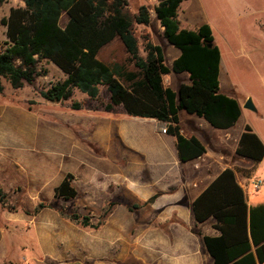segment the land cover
<instances>
[{"label":"rangeland","instance_id":"rangeland-1","mask_svg":"<svg viewBox=\"0 0 264 264\" xmlns=\"http://www.w3.org/2000/svg\"><path fill=\"white\" fill-rule=\"evenodd\" d=\"M157 2L129 0L127 9L132 14L138 5L149 8L148 25L133 23L138 53L145 57L144 36L153 37L170 66L179 49L159 33L154 14ZM18 5L23 2L5 0L0 13ZM177 19L180 27L187 29L205 22L210 25L221 55L220 87L241 105L230 132L237 135L248 125L264 142V0H183ZM65 20L63 14L60 24ZM5 42L0 24V48ZM98 56L106 63L136 71L117 38L102 47ZM64 78L53 63L42 60L33 83L19 89L6 85L1 92L0 127L6 124L8 128L6 132L0 128L5 134L0 139V188L12 208L0 206V264H210L202 235L210 232L211 226L208 221H195L191 195L181 191L190 185L169 171L149 175L139 156L116 141L114 126L112 141L103 143L100 128L115 118V110H121L119 106L114 112L103 108L109 102L104 86L99 87L97 99L76 88L69 99L58 103L40 96V89ZM182 81H188L186 72L163 75L164 85L175 88ZM247 99L254 109L243 106ZM73 102L80 107L73 108ZM126 116L125 124L133 127L130 134L137 132L132 125L136 117ZM189 116L204 125L207 144L219 146L218 136L223 138L224 131L180 110L183 129H190ZM23 124H27V132L21 129ZM151 126L148 123L145 129L151 130ZM226 148L228 158L236 160L235 169L248 177L241 180L249 203H264V156L256 163L245 159L241 165L240 157L231 153L230 146ZM67 172L73 175L77 194L65 200L55 197L53 188ZM256 179L262 181L261 187L250 194L247 185ZM179 192H183L182 198ZM154 193L156 203L144 205ZM109 201L116 205L101 222L102 208ZM71 217L86 218L88 223L76 224Z\"/></svg>","mask_w":264,"mask_h":264},{"label":"trees","instance_id":"trees-1","mask_svg":"<svg viewBox=\"0 0 264 264\" xmlns=\"http://www.w3.org/2000/svg\"><path fill=\"white\" fill-rule=\"evenodd\" d=\"M21 1L23 5L10 7L8 14L0 18L6 37L0 48V93L1 78L11 88L19 89L34 82L42 60L51 62L65 78L39 90L45 101L67 100L73 88L97 99L99 87L104 86L109 95V102L103 106L106 111L121 105L128 115L167 122L166 133L175 137L181 162L197 158L206 150L195 136L185 137L181 133V109L219 129L233 126L239 118L238 100L219 89L220 50L213 41L210 25L205 22L196 29L179 25L177 9L183 0H158L154 7L163 37L179 49L170 66L165 63L161 46L152 43L148 36L143 41L145 57L138 53L133 23L149 24L150 11L144 4L130 14L129 0ZM4 2L0 0V5ZM63 14L66 20L61 25ZM115 38L122 43L136 71L99 58L102 47ZM170 72H186L188 82H180L177 90L165 86L163 75ZM71 105L75 109L80 107L78 102ZM235 154L254 163L264 156V144L248 125L238 138ZM72 179V173H65L53 188L54 196L74 198L77 191ZM156 197V193L151 195L143 204L152 203ZM6 201L0 188V206L11 209ZM115 205L116 202L109 201L103 206L101 222ZM191 210L198 223L213 218V228L218 231L217 235H202L210 264H264V203L247 204L234 168H224L193 199ZM70 219L76 224L88 223L86 218Z\"/></svg>","mask_w":264,"mask_h":264},{"label":"crops","instance_id":"crops-1","mask_svg":"<svg viewBox=\"0 0 264 264\" xmlns=\"http://www.w3.org/2000/svg\"><path fill=\"white\" fill-rule=\"evenodd\" d=\"M157 3L155 4V6L157 5ZM2 5H0V8L2 7ZM10 7H12V6L5 7L2 10V12L0 13V18L2 16H6L8 14ZM150 17H151V14H150ZM150 21H151V19H150ZM3 29H4V34H5V27L4 26H3ZM162 30H163V28L160 25V32L159 33H162ZM149 39H150V41H152V43L157 44L154 41L156 39H154L153 37H150ZM220 66H221V55H220L219 72H220ZM218 78H219V76H218ZM184 82H188V81H184ZM179 83L177 84V86L175 88L170 86L169 84H167L165 86H169L171 89L177 90ZM6 85H8V88L11 89L9 82H6L5 84L3 83V90L5 89ZM219 89L222 93L229 95V96H232L228 93L229 91H227V90L224 91L221 89L220 81H219ZM0 95H1V93H0ZM239 104H240V102H239ZM118 106L121 107V110L116 111L115 109ZM240 108H241V105H240ZM114 110L116 113L115 118H110L108 121H105V123H103V126L100 128L102 130V133H103V136L105 139V140H103V143L107 144V143H110L112 141L111 135H112V129L114 126L116 141L121 142L126 147L130 148L131 151L135 155L139 156L138 159H140L142 161V168H144V167L147 168L149 170V175L158 176V175H162V172L164 173V172L169 171L171 175H173V176L178 175L179 177L183 178L182 180H186V183H188V185H190V187L188 186V188H185V189L183 188V189H181V191L191 195L190 207H191V203H192L193 199L224 168L230 167V168L235 169L234 166L237 165L234 156L231 159L228 158V155L226 153V149H227L226 147H227V145L230 146L231 151H232L231 153L235 154V148L237 145V141H238V138H239L240 134L242 133L243 129L241 131H239V133L237 135H236V133L233 134L232 132H230L232 129V126L229 128H226V129H220V130H223L224 133L222 134L223 138H220L218 136L219 142L217 144L219 146H217V147L211 146L210 147L207 144V142H209V139L205 133V130L203 129L204 125L200 122H197V124L194 123V121L192 120V117L189 116L188 117V121H189L188 124H189L190 129L189 130L183 129L180 125V122H179L180 131L185 137L195 136L205 146L206 150L202 155H200L197 158H194V159L186 161V162H181L177 157L176 146H175V137L173 135L168 134V133H161L158 130V127L160 124H162V123L167 124V122L157 120L154 118H150V117L135 116L136 118H134V121L136 122V124H132V125H136L137 132H133L132 134H130L129 129H132L133 127H131L128 124H125V116L128 114L125 112V110L123 109V107L121 105H114L113 109H111V112H114ZM181 110H184V109H181ZM189 114L196 115L194 113H189ZM131 116H133V115H131ZM178 118H179V113H178ZM200 118H202V117H200ZM202 119L204 121H206L204 118H202ZM148 123H152L151 130L149 128L145 129V126ZM0 128L3 132H6V129L8 127L6 124H3L2 127H0ZM21 129H24V130L28 129L27 124H23ZM216 129H219V128H216ZM2 131L0 132V139L5 138L4 137L5 134L3 135ZM27 131L28 130H26V132ZM256 135L259 137V139L264 144V142L260 138V136L258 134H256ZM22 140L24 141V143H28V140L26 137L22 136ZM1 143H2V141L0 142V144ZM240 159H241L240 160L241 165H244V163H245L244 160L246 158L240 157ZM247 160H249V159H247ZM235 176H236L237 182L243 188L247 204L253 205V204L249 203V201L247 199L246 186L244 185V182L241 180V178H248V177H246L244 174H242L240 171H237L236 169H235ZM247 188L250 190L249 193L252 194L251 193L252 188H251L250 183H248ZM183 192H181V193L179 192L181 194V196L179 194V198L180 197L182 198ZM156 199H157V197L155 198V200L152 203H156ZM152 203H150V204H152ZM205 221H208L209 225L211 226V231L206 232L205 234L217 235L218 231L213 228V223H214L213 218H208ZM205 221H203V222H205Z\"/></svg>","mask_w":264,"mask_h":264},{"label":"built area","instance_id":"built-area-1","mask_svg":"<svg viewBox=\"0 0 264 264\" xmlns=\"http://www.w3.org/2000/svg\"><path fill=\"white\" fill-rule=\"evenodd\" d=\"M167 125L165 123H162L159 125L158 130L161 133H166ZM252 191H256L261 187L262 181L260 179H256L250 182Z\"/></svg>","mask_w":264,"mask_h":264},{"label":"water","instance_id":"water-1","mask_svg":"<svg viewBox=\"0 0 264 264\" xmlns=\"http://www.w3.org/2000/svg\"><path fill=\"white\" fill-rule=\"evenodd\" d=\"M207 46L210 47L211 44H208ZM243 106L248 109H254V106L250 99H247Z\"/></svg>","mask_w":264,"mask_h":264}]
</instances>
